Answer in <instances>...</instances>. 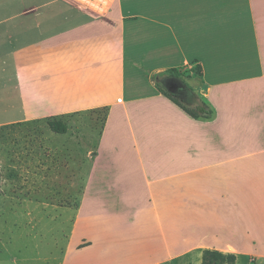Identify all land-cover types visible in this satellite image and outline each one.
Masks as SVG:
<instances>
[{"label": "crops", "instance_id": "crops-1", "mask_svg": "<svg viewBox=\"0 0 264 264\" xmlns=\"http://www.w3.org/2000/svg\"><path fill=\"white\" fill-rule=\"evenodd\" d=\"M135 2L27 0L1 11L0 84L11 85L2 112L18 122L106 110L97 139L84 141L95 147L90 180L132 228L130 257L264 259V0ZM192 63L201 77L189 86L209 119L151 78Z\"/></svg>", "mask_w": 264, "mask_h": 264}, {"label": "rangeland", "instance_id": "rangeland-1", "mask_svg": "<svg viewBox=\"0 0 264 264\" xmlns=\"http://www.w3.org/2000/svg\"><path fill=\"white\" fill-rule=\"evenodd\" d=\"M6 1L10 9L1 7L5 0H0V12H20L27 2ZM121 1L126 6H137L136 0ZM183 14H189V9ZM195 65L173 71L181 81L193 85L197 78ZM169 69L152 74V80ZM180 80L160 84L182 97L189 93ZM10 96L11 85L0 84V120L12 119L0 126V264H202L203 252L199 259H189L188 253L154 262L152 257L129 256V250L136 245V241L129 239L128 231L132 228L123 224V214L109 213L108 197L96 196L95 179L90 180V157L95 147L84 141L97 139L105 109L15 122L19 116L2 112V105L8 103ZM52 119L62 121L66 132H52L47 124ZM105 151V155L117 154L113 147ZM101 167L102 176L107 177L106 165ZM83 188L84 197L79 194ZM82 198L83 216L78 219ZM260 221L264 223V217ZM93 240L97 244L90 248ZM213 258L207 255L206 263L213 264ZM221 264H264V259L249 254L235 256L233 263L222 259Z\"/></svg>", "mask_w": 264, "mask_h": 264}, {"label": "trees", "instance_id": "trees-1", "mask_svg": "<svg viewBox=\"0 0 264 264\" xmlns=\"http://www.w3.org/2000/svg\"><path fill=\"white\" fill-rule=\"evenodd\" d=\"M173 69L174 68H170L169 71H167L166 73L159 75L158 79L155 80V85L157 89L165 97H167L170 101H172L174 104L179 106L189 116L196 118V119L211 118L213 115L212 108L206 102H204L185 81L183 80L181 81L179 75L176 74L173 71ZM195 69H196L195 71L196 77L200 78L201 77V67L198 63H196ZM172 80H180V82L184 84L185 90L189 94L188 95L186 94L187 96L182 95V97L175 96L174 94L169 92L166 88H164L160 84L161 81L168 83ZM47 124L50 130L55 133H65L67 130L66 125L60 120L52 119V120H49ZM207 255H211L214 257L213 264H221V260L225 258L230 263H233L235 260V255L232 253H223L217 250L206 249L203 251L202 264H207L206 263Z\"/></svg>", "mask_w": 264, "mask_h": 264}]
</instances>
